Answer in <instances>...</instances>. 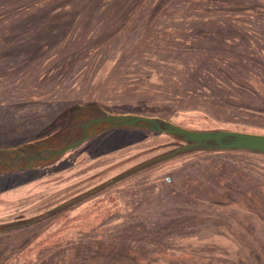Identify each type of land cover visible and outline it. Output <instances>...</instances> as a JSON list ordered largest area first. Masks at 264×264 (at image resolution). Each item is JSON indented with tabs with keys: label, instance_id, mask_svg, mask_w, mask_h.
Returning <instances> with one entry per match:
<instances>
[{
	"label": "rangeland",
	"instance_id": "obj_1",
	"mask_svg": "<svg viewBox=\"0 0 264 264\" xmlns=\"http://www.w3.org/2000/svg\"><path fill=\"white\" fill-rule=\"evenodd\" d=\"M161 1L0 0V148L44 139L66 124L72 107L87 105L195 131L264 135V10L256 17L235 6L224 15L211 12L227 6L209 0H166L164 8ZM245 5L264 8V0ZM222 24L243 38L239 44L227 48L222 37L209 46L206 38ZM224 71L230 83L218 74ZM179 144L111 130L42 168L1 176L0 227L33 219ZM230 190L258 197L256 206L239 201L259 220L214 204L233 201L238 192ZM259 217L264 155L192 152L1 232L0 264H264Z\"/></svg>",
	"mask_w": 264,
	"mask_h": 264
},
{
	"label": "water",
	"instance_id": "obj_2",
	"mask_svg": "<svg viewBox=\"0 0 264 264\" xmlns=\"http://www.w3.org/2000/svg\"><path fill=\"white\" fill-rule=\"evenodd\" d=\"M115 129L159 133L173 138L180 144L172 150L113 176L33 219L1 226L0 233L38 223L150 166L182 154L207 151H245L264 154V135L226 130L195 131L156 117L112 114L95 105H87L72 107L67 113L66 124L44 139L14 148H0V174L42 168L78 148L92 137Z\"/></svg>",
	"mask_w": 264,
	"mask_h": 264
},
{
	"label": "trees",
	"instance_id": "obj_3",
	"mask_svg": "<svg viewBox=\"0 0 264 264\" xmlns=\"http://www.w3.org/2000/svg\"><path fill=\"white\" fill-rule=\"evenodd\" d=\"M191 1H194V0H191ZM209 1L211 3H216V4H219V5H223V6L226 5L227 6V7H225L226 9L224 8V9L213 10L211 12L213 14H215V13H217V14L223 13L224 15H226V14L227 15H233L234 13H232L231 9H233L236 6L237 8H241V7L245 8V7H247L249 9H252L254 11V15L253 16L259 17L258 15H260V13L264 10V8L262 6L260 7V5H251V6L245 5V6H243L246 3L247 0H238V1L237 0H209ZM237 2H241L243 5H240V6L238 5L237 6V4H238ZM165 4H166V0H162L160 2L159 7L164 8ZM232 4H234V6ZM159 7L157 8V11H158V9H160ZM262 17H264V16H260L261 19H263ZM256 25H263V24L259 23V24H256ZM230 34H232V35H230ZM210 35H212V36H208V38H206L209 46H213L214 44H216L219 40H221L222 37H223L222 41L219 42V44H222L223 46H226L227 48L231 47L232 43L239 44L240 40L243 39L239 34H237V32L235 30H232L230 27H228L227 25H223V24L220 25L218 34H216L215 32L214 33L211 32ZM228 41L231 43L230 45L227 44ZM239 49H243V47L239 46ZM253 57L257 58L256 55L253 56ZM263 66H264V64H263ZM225 73L226 72L224 71V72H220L218 74L219 75L221 74L222 78H225V80H227L230 83V78ZM229 76H231V75H229ZM250 76H253V75L250 74ZM253 78H251V79H253ZM251 79H249V81ZM234 80L237 81L236 79H234ZM251 84H252V82H251Z\"/></svg>",
	"mask_w": 264,
	"mask_h": 264
},
{
	"label": "flooded vegetation",
	"instance_id": "obj_4",
	"mask_svg": "<svg viewBox=\"0 0 264 264\" xmlns=\"http://www.w3.org/2000/svg\"><path fill=\"white\" fill-rule=\"evenodd\" d=\"M62 1H64V0H62ZM85 3H87L86 1H85ZM86 4H83L82 5V7H84ZM96 5V4H95ZM82 7H81V9H82ZM81 9L78 11V13L77 14H79L80 12H81ZM49 11V10H48ZM77 14H75V15H77ZM39 19V18H38ZM38 19H35L34 21H37ZM115 130H117V129H115ZM121 130V129H120ZM127 130H133L134 131V129H127ZM135 131H143V130H135ZM145 132H149V131H145ZM149 133H153V132H149ZM153 134H159V133H153ZM159 135H163V134H159ZM94 146H98V143H95V144H93ZM81 146V145H80ZM79 146V147H80ZM90 147H92V145H89ZM88 146V147H89ZM207 152H218V153H220V152H240V151H207ZM241 152H245V151H241ZM248 153H253V152H248ZM254 154H260V153H254ZM260 155H264V154H260ZM25 171H27V170H25ZM25 171H21V172H25ZM21 172H14V173H6V174H0V177L1 176H4V175H7V174H16V173H21ZM169 181V180H168ZM227 189H228V185H227V187H226ZM230 188V187H229ZM236 190H230V191H228L229 193H234ZM177 192V191H176ZM236 192H238V195H237V197L235 198L234 196H232V197H230L233 201H230L229 203H227L226 201H221V202H217V203H214V204H218L217 206L218 207H220V208H226V206H228V207H230V208H232V207H235V209H237V211L238 212H240V211H244L243 213H246V214H253V215H255V217L257 218V220H259L258 219V216L260 215V212H257L256 210L254 211L255 212V214L254 213H252L251 211H252V209H249V208H244V207H242L241 205H243V202H241V201H239V199H244L245 201H247V203H249V204H252V205H255V203H257L256 201H258L257 199H258V197L254 194V193H252V192H241V191H236ZM84 193V192H83ZM77 196V195H76ZM74 198V197H73ZM72 199V198H71ZM256 201H255V200ZM70 200V199H69ZM238 200V201H237ZM68 201V200H67ZM64 202H66V201H64ZM64 202H62V203H64ZM62 203H60V204H62ZM60 204H58V205H60ZM223 204V205H222ZM228 204H230V205H228ZM58 205H56V206H58ZM213 205V204H212ZM56 206H53L52 208H54V207H56ZM74 206V205H73ZM256 206V205H255ZM71 207V206H70ZM52 208H50V209H52ZM69 208V207H68ZM50 209H48V210H50ZM48 210H46V211H48ZM45 211V212H46ZM44 212V213H45ZM226 216H227V214H226ZM228 217V216H227ZM260 218V217H259ZM228 219L230 220V217H228ZM261 220H264L263 218H260ZM214 220H212V222H213ZM224 229H226L225 227H223ZM239 229H241V228H239ZM243 230V229H242ZM224 231V230H223ZM225 232V231H224ZM208 234V233H207ZM210 234H212L211 232H210ZM210 234H208V235H210ZM231 235V234H230ZM231 241V243H232V245H234V246H237V247H241V243H239L236 239H234L233 237H232V240H230ZM187 264H191V262H189V263H187ZM201 264H215V262H212L211 260H208L207 259V261H205V262H202Z\"/></svg>",
	"mask_w": 264,
	"mask_h": 264
},
{
	"label": "bare ground",
	"instance_id": "obj_5",
	"mask_svg": "<svg viewBox=\"0 0 264 264\" xmlns=\"http://www.w3.org/2000/svg\"><path fill=\"white\" fill-rule=\"evenodd\" d=\"M95 26V25H94ZM1 46V45H0ZM8 46V45H7ZM197 50V49H196ZM201 51V50H200ZM210 64V63H209ZM251 110V109H250Z\"/></svg>",
	"mask_w": 264,
	"mask_h": 264
}]
</instances>
